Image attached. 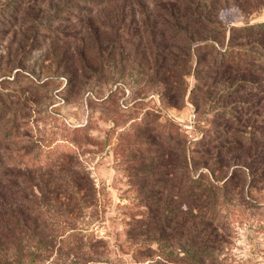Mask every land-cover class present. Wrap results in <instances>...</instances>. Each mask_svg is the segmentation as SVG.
Wrapping results in <instances>:
<instances>
[{
    "label": "rangeland",
    "instance_id": "374dc122",
    "mask_svg": "<svg viewBox=\"0 0 264 264\" xmlns=\"http://www.w3.org/2000/svg\"><path fill=\"white\" fill-rule=\"evenodd\" d=\"M211 1L203 5L223 8L216 20L225 33L215 40L222 48L224 36L264 22V0ZM200 4L0 0V264L17 255L28 261L40 244L44 260L36 264H157L161 238L138 225L151 203L176 201L198 176H230L244 128L222 122L221 110L246 119L258 105L248 100L249 112L237 114V101L247 98L221 97L228 84L214 81V72L197 85L178 67L165 85L161 60L154 66L152 57L155 45L176 53L182 35L169 41L170 26L183 27L182 9ZM198 30L195 44L215 39ZM196 86L211 96L206 109L194 101ZM169 89L176 98L169 100ZM226 140L230 155L214 149ZM162 158L165 169L156 165ZM165 180L169 193L157 182ZM247 189L243 199L261 208L233 224L228 257L264 264V183Z\"/></svg>",
    "mask_w": 264,
    "mask_h": 264
},
{
    "label": "trees",
    "instance_id": "16d2710c",
    "mask_svg": "<svg viewBox=\"0 0 264 264\" xmlns=\"http://www.w3.org/2000/svg\"><path fill=\"white\" fill-rule=\"evenodd\" d=\"M199 1L202 3L201 6L198 5L194 10L191 5L182 9L183 27L170 26L172 37L169 41L174 40L179 34L182 35L181 42L177 40L180 47H177L176 53L165 46L162 51H156V45L152 48L154 66H158L160 59V66L165 69V73L161 74V82L167 85L168 77L166 78L165 74L170 72L172 74V70L178 67L181 69V77L185 78L191 73L197 85L202 84L206 78L210 79L214 72L212 78L214 81L221 78L228 84L220 88L221 97L224 95L233 97L234 102L235 99L247 98L244 101H237L239 104L236 105L241 110V113L237 114L244 115L249 112L250 105L253 104L248 100L258 105L259 109L252 113V118L246 119L231 118L225 115L228 109L221 110V115L224 116L220 117L222 122L231 120L244 128L239 131L242 134V142L238 144L239 148L244 150L242 155L232 156V161L228 160L233 166L229 177L217 179L211 173V181H205L203 176H198L193 179V185L190 187L184 184L181 186L182 196L176 201L171 198L154 200L147 209V217L143 221H138L139 227L146 226L153 237L161 238L155 256L159 260L157 264H231L235 260L228 257L227 247L233 237V224L243 218L244 211L261 208L260 205L243 199V195L245 185H248L249 192L254 185L264 183V22L240 27L227 37L224 36L226 44L222 48L215 40L220 37L221 32L225 33L216 20L223 8L213 5L209 9L203 3H213L211 0ZM188 13L190 17L187 16ZM198 28L204 33H215V39L210 37L195 44L194 38L198 34L196 32L201 33ZM236 31L240 32V39L247 38L246 43L237 42ZM153 41L154 39L152 43ZM172 91L173 89H169L167 95L169 100L177 97L176 94L170 93ZM206 91L207 89L202 91L198 86L195 88L194 101L201 102L204 109L208 102H212L210 95H204ZM243 123L246 125H242ZM222 130L223 135L227 136L228 130L225 128ZM232 146L233 144L226 140L224 143L217 142L214 149L217 151L218 148L224 149L223 154L230 155L234 150ZM205 154L210 157V151H206ZM181 156L184 167H187V151H182ZM220 156L222 155L219 154L218 157ZM218 157L215 164H221ZM165 161L163 158L157 159L156 165H163L160 168L165 169ZM155 176L152 173L151 178ZM157 182L164 186V192L172 191L167 187L169 181ZM81 190L82 187L78 185L72 189L76 196ZM258 227L264 232V221H261ZM174 244L177 245L175 250ZM42 248L40 244L30 254L28 261L23 255H17V261L4 260V264H36L43 259Z\"/></svg>",
    "mask_w": 264,
    "mask_h": 264
}]
</instances>
